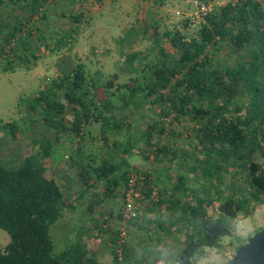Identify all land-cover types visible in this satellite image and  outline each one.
I'll use <instances>...</instances> for the list:
<instances>
[{"label": "trees", "instance_id": "16d2710c", "mask_svg": "<svg viewBox=\"0 0 264 264\" xmlns=\"http://www.w3.org/2000/svg\"><path fill=\"white\" fill-rule=\"evenodd\" d=\"M24 1L29 8L25 23L12 28L0 23L2 72L13 71L18 63L31 64L38 57L37 48L42 43L39 46L42 52L52 49V44L55 45L52 52L71 45L76 39L73 36L81 28L83 13L72 14L75 26L66 33H52L55 38L51 40L39 26L27 28L47 0ZM89 21L90 18L87 23ZM183 21V28L163 32H159L156 23L152 24L154 40L160 43L159 57L143 67L140 52L127 53L123 60L129 66L127 70H142L143 74L116 84L120 73H114L104 85L109 94L105 100L96 101L97 79L89 75L84 63H58V76L26 106L22 102V118L26 120L2 126L3 137L27 135L25 131L31 130L34 135L31 143L39 148L22 160H0V229L7 231L11 238L6 246L0 244V264H102L98 252L84 242L81 235L63 251L55 252L51 227L65 216L66 209L76 210L79 206L67 203L76 184L89 189L104 186L103 197L114 198L120 191L124 197L119 217L123 220L128 182L134 172L145 176L141 192L147 200L146 211L140 210V215L127 223L144 228L148 222H153L159 229L158 232L153 229L154 245L148 250L143 243L142 252H138L135 244L118 240L112 248L113 259L109 264H153L168 243L167 237H174L175 229L181 231L184 238L175 262L196 264L198 254H203L207 248H221L224 236L235 235L233 222L241 212H252L255 205L264 204V1L227 0L225 5L216 6L207 14L197 25L200 27L197 34L190 37L186 33V29L192 28L190 18ZM148 29L146 26L145 30ZM26 37L36 41L32 56L26 49L31 47L24 41ZM223 43L230 44L237 55L234 63H223L215 56ZM58 90L63 91V101L55 93ZM115 99L122 103L119 105ZM125 109L132 112L141 109L140 119H145L150 109L157 110L158 115L140 130L132 121L135 113L129 115ZM121 110L125 113H118ZM37 113L42 116L40 130L35 125V122L38 124ZM165 117H170L171 121L166 123ZM184 118L197 123L194 128L197 140L210 156V171L205 168L210 179V195H207L206 184L204 195L188 188L183 175L178 176V182L171 188L161 187L159 183L154 188L152 170H148L149 167L143 170L141 166L131 168L128 159L115 153L120 151L121 137L113 141L109 136L110 133L117 136L123 129L128 131L122 136L128 137L129 145L123 150L127 156L137 147L144 151L146 159L155 155L157 161L169 156L172 159L175 149L162 140L168 135V127L181 123ZM93 120L100 122L102 142L110 145L100 150L105 154L111 151L110 156L102 158L100 164L74 162L69 157L67 165L77 168L79 179L68 176L63 179L49 170L48 165L54 162L59 166L61 162L52 156L49 131L53 130L57 139L65 134L81 140L85 125ZM23 126L29 127L24 130ZM8 142L6 139L5 143ZM257 154L263 158L262 162L255 159ZM225 164L245 169L248 178L238 188L230 185V193L223 199H215L211 185L214 188L220 185ZM222 191L218 187L217 193ZM85 193L81 194L82 198ZM146 200H142V204ZM163 209L168 213L167 221L163 220ZM148 212L156 213L157 217L151 221ZM243 245H239L236 252Z\"/></svg>", "mask_w": 264, "mask_h": 264}, {"label": "rangeland", "instance_id": "374dc122", "mask_svg": "<svg viewBox=\"0 0 264 264\" xmlns=\"http://www.w3.org/2000/svg\"><path fill=\"white\" fill-rule=\"evenodd\" d=\"M79 1L80 0H74L73 2V0H67L71 5L70 9L80 13L84 8L83 6H75ZM55 2H57V0H49V4L46 3L47 8L46 4H44L42 7L43 16L47 14L46 11H48L50 6L56 5ZM132 2L131 5L125 4L121 0H103V2L95 0L91 6L94 8L92 9L94 12L88 14L90 21L85 26L82 24L79 25L81 28L79 33L76 34L75 41L71 45L66 47L63 46L61 50L53 52L51 50L54 49V46L51 47L52 49L42 52L39 51V46H42L44 43L39 45L37 51L40 53L37 52L38 57L33 59L35 63L30 64V67L34 65L38 69L33 70V72H28L29 74L27 76V78L30 79H27L28 82H32L36 76L34 80L35 87H28L29 89L24 87L22 83L24 81V75L19 68L15 73L9 71L0 74V146L6 144L5 141L7 137L8 139L12 138L11 135H8L6 138L3 137L2 134H5V131L2 126L10 122L19 124L26 120L25 117L22 118L23 112L21 109L23 99L26 97H33V94L36 96L43 87H46L53 78H56V60L59 58V55H64L67 62L70 61V63L73 64L82 62L85 64L89 75H94L97 79L98 86L94 91L95 99L99 103L109 96L108 90L106 91V86L104 85L109 81L112 75L119 69L129 67L126 63H122L123 61L121 60L126 58L127 53L140 52L141 57L144 58L143 67L148 62H154L159 57L160 43L157 44L154 40L152 24H157L159 32H163L165 29L183 28L184 21L182 16L190 14L193 10L192 0H132ZM102 4L104 5L102 6ZM40 24L41 25L36 26L43 28L41 29L42 32L47 33L50 38L53 35L52 33L57 31V29L51 28L47 30L41 22ZM146 26H149L148 30H145ZM29 27L28 25L27 28ZM30 28H36L35 24ZM199 29V26L186 29V33L189 37L194 36ZM23 33L21 34L23 35ZM124 39L126 41H123ZM161 43L165 42L161 41ZM219 47V50L215 51L217 59L223 63H234L237 55L232 52L230 44L223 43L220 44ZM212 54L214 55V53ZM175 56L177 57V54H175ZM138 61L141 60L138 59ZM101 67L103 68L102 70L100 69ZM142 74V70L136 72H125L120 70V77L115 83H125L132 77L137 75L142 76ZM28 82L25 81L27 86ZM59 92L58 96H60L61 101H63V91ZM115 100L119 105L122 103V100ZM26 104L27 103H25V106ZM125 110H127L129 115L133 112L135 113V116L132 117V121L135 123V128L140 130L144 129V127H146L149 122L151 123V120L158 115L157 110L150 109V111L146 113V118L140 119L139 112L141 109L138 110V112L136 110L133 112L129 111V109ZM118 113L122 114L125 113V111L121 110L118 111ZM41 117V113H37L35 120H38V124L35 122V125L38 126L37 128L39 130V126L42 124ZM170 121V117H165L166 123ZM29 126H23L25 127L24 130ZM196 126V122H190L188 118H184L181 123L172 124L171 128L168 127V135L163 137L162 141L163 144H169L170 147L175 149V153L171 154L173 157L172 159H170L169 156L163 158V160L157 161L155 158L156 155L153 158H145V163L151 164L154 168L162 167L161 172H163V177L160 180L151 174L153 176L151 179L153 185L157 186V183H159L160 185L166 184L167 187H171L178 182V176L183 175L186 178V185L188 184V188L199 192L201 195L206 194L208 190L207 195H210V179L207 175L208 171L205 169L208 167L207 169L210 171V156L206 155L205 148L202 147L199 140H197L194 129ZM98 128H100V125L93 128L92 131L97 133ZM136 129H134L135 132ZM169 130H173V132ZM126 132L128 133L127 130ZM25 133H27V135L30 133V138L31 135L33 136L31 130H26ZM111 135L110 133L109 136L112 140ZM120 141V151H123L129 145L128 137H121ZM137 141H139V139H137ZM23 142H25L27 146L22 149V152L31 153L30 151L32 148L30 147L29 140L28 143L24 140ZM100 148L103 150L108 149V144L101 142ZM137 150L138 148L136 147L134 152H137ZM14 151L17 153L15 148ZM18 159L22 160L23 157L21 156ZM255 159L259 162L263 161V158L259 154L255 156ZM206 164H208V166H206ZM220 176V185L215 186V188L211 185L212 195L217 197L215 199H223L227 193H230L228 190L231 188L230 185H232V188H238L240 185L244 184L248 178L245 169L240 166L230 167L227 164H225V170ZM170 177L171 179H169ZM205 184L208 185L207 190ZM218 187L222 188V193H217ZM101 207L105 212L106 209H115L117 206L107 205ZM140 208H145V205L140 206ZM210 211L211 209L209 208V213ZM251 211L252 212L243 211L239 214L237 219L233 222L236 230L235 235L225 237L222 240L221 248H207L203 254H198L196 256L195 262L198 264H225L234 257L237 249L236 244L238 246L246 244L257 232L264 230V204L255 205ZM148 214L149 219L151 221L154 220L156 213L153 214L152 212H148ZM105 216L109 215H100L99 218L84 222V219L81 218L82 210L79 206L76 210L66 209L65 216L51 227V234L55 243V252L59 253L63 251L76 242L79 235H81L84 242L90 244L92 249L98 252V260L102 264H109L113 259L112 248L117 244L118 240L122 239L121 233L123 230L127 232L124 237L126 244H135L138 252H142L143 243L146 244L145 246L148 247V250L154 245L153 237H155V235L153 229L157 230L156 232H158L159 229L154 226L153 222H148L144 228H141L139 225L132 224L131 222L125 223L119 217V214H114V218L111 216L105 218ZM164 216H166L165 219ZM167 218L168 213L165 211L163 220L167 221ZM86 222L88 223L86 224ZM175 230L176 235H179L177 238L183 240L181 231ZM170 239L173 238H169V241ZM10 240L9 233L4 229H0V244L2 247L6 246ZM181 248H179L177 252ZM175 251V248L170 251V255H172V264H176L174 256L177 252L175 253Z\"/></svg>", "mask_w": 264, "mask_h": 264}, {"label": "crops", "instance_id": "0c3cea01", "mask_svg": "<svg viewBox=\"0 0 264 264\" xmlns=\"http://www.w3.org/2000/svg\"><path fill=\"white\" fill-rule=\"evenodd\" d=\"M70 1H72V0H70ZM98 1L103 2V0H98ZM121 1L124 2L125 4H131V5L133 3L132 0H121ZM24 2H25L24 0H0V23L7 28H12L13 26H20L22 24V22H24V20L28 18V15H29V13H28L29 8L26 6L27 3H24ZM73 2H74V0H73ZM94 2H95V0H80L78 2V4H76L75 6H77V5H78L77 7L83 6L84 9L83 8L82 9L85 10V13L87 12L88 14H90V13L94 12L92 10L94 8L91 7ZM47 3L49 4L48 0H47ZM55 4L56 5L50 6L48 8V11H46L47 15L43 18L42 25L44 27H46L47 30L49 28H51V29H57V31H61V32L66 33L68 31H70L75 26V22L73 21L72 14L79 13V12H75L74 10H71L70 9L71 5L69 4V2H67V0H57V2H55ZM103 5L104 4H102V6ZM94 6H95V4H94ZM46 8H47V4H46ZM26 22H27V20H26ZM41 29H43V28H41ZM42 33H44V32H42ZM32 37H35V36H32ZM32 37L31 38L26 37L25 38L26 40L24 39L25 42L27 41L31 45V47L29 49L26 48L28 53H29V56L33 55L34 49L36 46V41H35V39L33 40ZM54 38L55 37L52 35L51 40H53ZM52 45L55 46L54 44H52ZM58 57L59 58L56 60L57 64L58 63L65 64L67 62L64 55L61 54ZM121 60L123 61V59H121ZM34 63H35V61H33L31 64H34ZM26 65H28V66H26ZM26 65L18 63L16 65L17 67L11 72L15 73V71L19 68L20 71H22V73L24 75V81L22 82L24 84V87L25 88L35 87L34 80L36 79V76L34 77L32 82L27 81V79L30 80L29 78H27V76L29 74L28 72H33V70L38 69V68L35 67L34 65H32L31 67H30V64H26ZM119 65H121V64H119ZM57 66L58 65H56V67ZM101 66H102V64H101ZM102 67L100 68L101 70L103 69ZM120 67H122V66H120ZM120 70L125 71V72H129V70H127V68H123V69L117 70L115 73H117V72L120 73ZM4 72L0 71V74L4 73ZM57 76H58V69H56V76L55 77H57ZM25 81L28 82V86L25 84ZM44 88L45 87H43L42 89H44ZM55 93L59 94L60 92L58 90ZM33 97H34V94H33ZM33 97H30V98L26 97L23 99V102L29 103V101ZM58 99L61 100V97L58 96ZM69 113L71 114V112H69ZM98 125H100V122H96L94 120L87 123L85 125V134L83 135L81 140L76 138L75 136H72V135L70 136V135H65V134H63V135L61 134L60 135L61 139H57L54 131L50 130L47 137L53 143L52 156L57 161H61V162H60L59 166H56L55 165L56 163H54V162L52 163L51 166L48 165L49 170H53L56 175L60 176L63 179L67 176L70 178L79 179V177H77V168L74 166L67 165V162L70 160L69 157H71V160L73 158L74 162L80 163V161L84 160L85 164H88L89 162H91L92 164H95L98 162L100 164L102 158L106 157V155L110 156L111 151L107 150L106 154H105V153H103V150H100L101 142L103 141L102 140V128H101V126H100V128L97 129L98 130L97 133L92 131V129L97 127ZM125 130L124 129L120 130L119 133L117 134V136L111 135L112 140L114 141V140L118 139L119 137H122L125 134V133H123ZM30 133H28V135ZM2 135L4 136V134H2ZM28 135L18 134L16 137H14V138L12 137L9 139L7 137V140H9L8 144H3L4 146H0V160H10L13 158L19 160L18 158L21 156L23 158H25V157L31 155L33 153L32 150H38L39 147L38 146L33 147L32 143H31V140L34 137V135L33 136L31 135V138ZM2 138H1V140H2ZM4 138H6V137H4ZM23 140L26 141L27 143L29 140L30 147L32 148V150L30 151L31 153H23L22 152V149L25 148V146H27V144L25 142H23ZM142 146L145 147V144H142ZM109 147H110V145L108 146V148ZM14 148H15V150H17V153H15ZM123 152L124 151H115V153H116V155H118V157L128 159L131 168H133L134 166H141V168L144 170L143 167H149L148 170H152V175H154L155 178H158L160 180L163 177L162 176L163 172H161L162 167L154 168L153 166H151V164L145 163V156L143 154L144 151H139V150H137V152L133 151V153L131 155H128V156ZM104 154H105V156H104ZM64 156L66 157V159H63ZM142 158L144 161L142 160ZM140 159H141V161H140ZM48 162L49 161H47L46 163H48ZM76 185L77 186H75V188L72 189V194L68 195L67 203L73 202L75 205H77V204L79 205V207L82 210V217L81 218L84 219V222L87 220H91V219L93 220L94 218L95 219L99 218L100 215L103 216L104 214L109 215L111 217H113L114 214H120V207L122 206V202H123L122 200L124 197L121 195L120 191H118L116 197L110 198V197H103V193L105 192L104 186H101L100 188L89 189L87 187H83L82 184L81 185L76 184ZM153 186H154V188H157L155 185H153ZM161 187H167V186L165 184V185H161ZM169 188H171V187H169ZM123 192H124V190H123ZM82 193H85L83 198L81 196ZM154 194H156V191H154ZM144 198H145V196H143V199L138 201V203H137L138 208H140V206H142V205L147 204V200H146V198L145 199ZM142 200L143 201L146 200L144 204H142ZM107 205H116L117 207L115 209L111 208V210L108 208L104 212V210L101 206H107ZM118 205H120V206H118ZM140 210H142V213H144L143 211H146L145 208H143V209L140 208ZM116 211H117V213H116ZM165 211L166 210L163 209V212H162L163 215H164ZM145 214H146V212H145ZM109 216H105V218H109ZM155 217H157V216H155ZM165 218H166V216H164V219ZM87 223L88 222H86V224ZM233 228H234V231L236 232L235 227H233ZM177 236H179V235H176V233H175L173 239H170V241H169V238H171V237L170 236L167 237L168 243L166 244L165 248L163 249V252L161 253V255L156 259V261H155V259L152 261L153 264H172V258H171L172 255H170V251L173 248H175L176 249L175 253H176L177 250L183 246V240H181V238H177ZM228 236H230V235L224 236L222 238V240ZM222 240H221V243H222ZM236 246L238 247L237 244H236ZM196 264H198V263L196 262Z\"/></svg>", "mask_w": 264, "mask_h": 264}, {"label": "built area", "instance_id": "2783aa9c", "mask_svg": "<svg viewBox=\"0 0 264 264\" xmlns=\"http://www.w3.org/2000/svg\"><path fill=\"white\" fill-rule=\"evenodd\" d=\"M227 3V0H192L193 10L190 14L182 16L183 19L190 18V25L192 28L196 27L200 24L201 20L205 18L207 14H210L214 11L216 6L225 5ZM80 13H83L82 17V25L87 24V20L89 18L88 13L83 10L80 11ZM43 17V8L40 9V11L34 15V17L31 20L30 27H32L33 24L38 25ZM74 35L73 37H75ZM11 46H14V44H11ZM145 176L142 173L134 172L128 182L127 189H126V195L124 199V209H123V221H129L132 219L137 218L140 215V209L137 207L138 201H140L143 198L141 187L144 183ZM127 232L126 230H123L121 235L122 239L121 242H125L124 237L126 236Z\"/></svg>", "mask_w": 264, "mask_h": 264}, {"label": "water", "instance_id": "95a60500", "mask_svg": "<svg viewBox=\"0 0 264 264\" xmlns=\"http://www.w3.org/2000/svg\"><path fill=\"white\" fill-rule=\"evenodd\" d=\"M225 264H264V230L251 237Z\"/></svg>", "mask_w": 264, "mask_h": 264}]
</instances>
